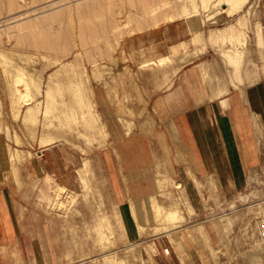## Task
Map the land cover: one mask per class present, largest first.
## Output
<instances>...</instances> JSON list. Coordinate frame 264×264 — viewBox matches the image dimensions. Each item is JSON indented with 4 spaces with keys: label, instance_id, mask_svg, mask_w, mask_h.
I'll use <instances>...</instances> for the list:
<instances>
[{
    "label": "rangeland",
    "instance_id": "1",
    "mask_svg": "<svg viewBox=\"0 0 264 264\" xmlns=\"http://www.w3.org/2000/svg\"><path fill=\"white\" fill-rule=\"evenodd\" d=\"M91 1L2 0L0 142L9 166L0 185L26 208L15 215L20 246L0 253V264H157L155 240L163 238L179 249L193 242L182 256L205 264H264V102L252 94L264 100V0H101L102 13L84 16ZM44 25L65 29L58 49L41 45ZM175 33L185 39L167 53L162 41ZM201 60L242 97L257 162L232 185L217 172L195 175L205 206L194 209L176 184L182 167L158 150V190L118 200L102 156L114 130L156 118L152 95ZM50 129L68 139L42 144ZM50 146L60 159L41 156Z\"/></svg>",
    "mask_w": 264,
    "mask_h": 264
},
{
    "label": "crops",
    "instance_id": "2",
    "mask_svg": "<svg viewBox=\"0 0 264 264\" xmlns=\"http://www.w3.org/2000/svg\"><path fill=\"white\" fill-rule=\"evenodd\" d=\"M172 26L173 23L164 27V35L172 33ZM184 39L185 36L175 33L162 43L168 47L167 53H172V47H178L179 41ZM176 58L179 59L178 53ZM215 66L207 60L181 66L167 86L152 95L156 118L136 119L132 131H127L125 124L114 130L118 136L105 147L102 156L118 200L127 202L158 190L153 172L158 150L170 151L176 167H182L185 176L177 172L175 176L177 179L184 176L178 181L185 186V194L194 209L205 206L195 175L207 177L217 172L225 183L232 185L238 183L246 167L257 162L250 116L244 101L238 90L221 81ZM2 145L0 142V176L9 166ZM55 148L45 147L39 153L46 160L60 159V153L53 152ZM180 150L184 151L181 160L176 159ZM10 180H14L11 174ZM14 197L12 189L0 185V243L6 248L0 250L2 254L21 243L22 226L15 215L26 207L17 208L13 204ZM155 245L157 264H205L204 259L192 254L190 258L182 256L194 246L193 242L190 245L181 243L179 249L163 238L156 239Z\"/></svg>",
    "mask_w": 264,
    "mask_h": 264
},
{
    "label": "bare ground",
    "instance_id": "3",
    "mask_svg": "<svg viewBox=\"0 0 264 264\" xmlns=\"http://www.w3.org/2000/svg\"><path fill=\"white\" fill-rule=\"evenodd\" d=\"M230 1H233L234 3L237 1V0H230ZM244 0H238V4L243 2ZM11 2V7H14L17 5V2L18 0H10ZM151 5H156L159 1L158 0H150L149 1ZM218 4H221L222 2L225 3L226 0H217ZM217 4V3H216ZM217 4V5H218ZM1 6H2V0H0V10H1ZM157 7V6H156ZM218 7V6H217ZM82 14L84 16H90V17H94L100 13H102V2L101 0H93L89 3H87V5H82L81 8H80ZM217 11H218V8H217ZM214 12V11H213ZM212 12V13H213ZM218 13V12H217ZM221 13V12H220ZM61 13H58V14H53L50 16V18H58L60 16ZM211 14V13H210ZM214 14V13H213ZM157 22V21H156ZM141 25V24H139ZM66 32H65V29H62V27L58 26L57 28H51L49 26H46L44 25V28H43V39L41 40V45L42 46H45V47H49V48H56L58 49L59 48V45L60 43L63 41V38L65 36ZM245 81L244 79L241 80V84L242 82ZM246 82V81H245ZM238 84H240L238 82ZM253 96L257 99L258 103L259 104H263L264 100H263V96L261 94H256V93H252ZM258 106V105H257ZM132 114H134L132 112ZM153 117V116H152ZM62 124V123H61ZM132 122H125V125H127V127L130 125L131 126ZM141 125V124H140ZM60 126V125H59ZM149 126V125H148ZM146 127V126H145ZM152 126H150L151 128ZM46 128V127H44ZM48 128V127H47ZM46 128V129H47ZM65 128V127H63ZM129 128V127H128ZM127 128V129H128ZM149 128V127H148ZM142 129V128H141ZM145 129V128H144ZM147 129V128H146ZM152 129V128H151ZM143 130V129H142ZM148 130V129H147ZM152 131V130H150ZM149 131V132H150ZM146 133V132H145ZM148 133V132H147ZM68 139V136L66 135L65 132L63 131H59V132H53L51 129L50 131L48 130H45V132L43 133L42 137H41V143L42 144H49V143H53L55 141H65ZM18 152V151H17ZM13 153V152H12ZM14 158V157H13ZM176 184L179 186L180 185V182H176ZM65 189V186H61L60 189H59V193L62 191V190ZM153 208L157 209V212L155 213H160L162 212V208H161V205L158 204L156 202V200L154 199L153 200ZM145 213V211L143 212Z\"/></svg>",
    "mask_w": 264,
    "mask_h": 264
},
{
    "label": "built area",
    "instance_id": "4",
    "mask_svg": "<svg viewBox=\"0 0 264 264\" xmlns=\"http://www.w3.org/2000/svg\"><path fill=\"white\" fill-rule=\"evenodd\" d=\"M261 236L264 238V229L261 230Z\"/></svg>",
    "mask_w": 264,
    "mask_h": 264
}]
</instances>
